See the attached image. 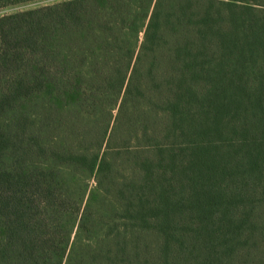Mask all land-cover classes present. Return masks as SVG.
<instances>
[{
    "label": "trees",
    "instance_id": "16d2710c",
    "mask_svg": "<svg viewBox=\"0 0 264 264\" xmlns=\"http://www.w3.org/2000/svg\"><path fill=\"white\" fill-rule=\"evenodd\" d=\"M0 264H264V0L0 15Z\"/></svg>",
    "mask_w": 264,
    "mask_h": 264
},
{
    "label": "rangeland",
    "instance_id": "374dc122",
    "mask_svg": "<svg viewBox=\"0 0 264 264\" xmlns=\"http://www.w3.org/2000/svg\"><path fill=\"white\" fill-rule=\"evenodd\" d=\"M58 1H61V0H36V1L25 3V4H21V5L9 6V7L0 9V15L16 12L19 10L35 8L38 6H43V5L51 4L54 2H58Z\"/></svg>",
    "mask_w": 264,
    "mask_h": 264
}]
</instances>
